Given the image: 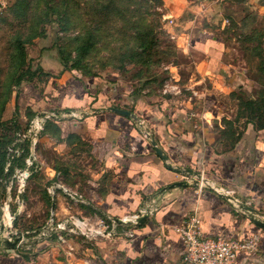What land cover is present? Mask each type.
Instances as JSON below:
<instances>
[{
	"label": "rangeland",
	"instance_id": "rangeland-1",
	"mask_svg": "<svg viewBox=\"0 0 264 264\" xmlns=\"http://www.w3.org/2000/svg\"><path fill=\"white\" fill-rule=\"evenodd\" d=\"M208 36L224 46L220 69L202 52ZM237 72L246 82L235 88L229 79ZM76 77L101 89L128 85L129 94L117 104L121 110L134 113L135 102L145 100L150 109L167 104L184 110L193 122L209 121L228 148L249 126L264 129V0H6L0 7V138L11 142L4 146L1 140V150L7 154L17 145L24 154L0 178L1 240L44 225L56 198L49 190L62 193L61 186L81 192L82 177L97 167L88 140L60 137L59 123L81 116L50 106L34 111L31 103L36 104L25 97L32 89L49 104L43 95L47 87H64ZM38 116L47 120L30 178L22 195L15 179L11 194L6 193L15 169L23 168L31 153L29 140L16 135ZM136 123L146 136L143 120ZM46 135L76 144L73 157L67 161L46 148ZM9 197L12 228L3 209Z\"/></svg>",
	"mask_w": 264,
	"mask_h": 264
},
{
	"label": "crops",
	"instance_id": "crops-1",
	"mask_svg": "<svg viewBox=\"0 0 264 264\" xmlns=\"http://www.w3.org/2000/svg\"><path fill=\"white\" fill-rule=\"evenodd\" d=\"M209 36L204 41L210 43L202 45V52L220 69L224 65V46ZM229 81L236 88L243 86L246 79L237 72ZM31 90L25 91V97L28 103L36 104L31 103L32 110L50 106L81 116L60 122V137L72 135L88 140L98 161L97 167L91 168L94 173L82 177L85 185L78 192L82 201L73 202L63 192L53 198L52 212L58 220L94 213L122 219L151 202L157 210L134 228V239L100 241L84 249L75 242L77 254L70 260L47 242L33 243L31 251L26 252L10 249L0 239V264H82L81 260L88 258H98L106 264H183L186 249L175 228L191 216L200 220L205 237L244 240L259 235V252L240 253L237 264H264V230L211 188L200 191L192 185L168 189L191 178L170 170L152 145L154 141L168 157V164L204 171L213 185L232 189L239 202L264 214V129L249 126L224 148L209 121L193 122L184 110L167 104L150 109L147 101L137 100L133 114L145 123L144 128L149 131L145 136L135 120L111 111L120 109L117 104L122 94H129L130 87L126 84L120 83L116 90L101 89L96 82L87 84L76 77L61 88L48 86L43 95L49 96V104L39 92ZM127 96L122 98L123 104ZM42 142L67 161L77 146L64 140L57 142L49 135Z\"/></svg>",
	"mask_w": 264,
	"mask_h": 264
},
{
	"label": "built area",
	"instance_id": "built-area-1",
	"mask_svg": "<svg viewBox=\"0 0 264 264\" xmlns=\"http://www.w3.org/2000/svg\"><path fill=\"white\" fill-rule=\"evenodd\" d=\"M6 0H0V7H4ZM67 116H76L75 113H67ZM46 118L36 117L26 131H20L16 136L19 141L29 140L31 153L24 159L23 168L15 169V173L8 183L9 194L13 190V180L15 179L19 185L18 195H22V191L27 185L30 178L29 170L34 166L33 152L39 143V134L44 129ZM24 150L17 145L8 147L7 162L5 172L8 173L16 161L22 157ZM201 175V180L196 185L200 191L205 188H211L221 197L235 198V191L221 186L213 185L205 176L204 171L198 172ZM188 177V175H187ZM190 177V176H189ZM191 178V177H190ZM8 180V179H7ZM7 180L5 182H7ZM193 181V178L189 181ZM192 186V185H191ZM67 198L78 203L83 198L78 192H71L61 186ZM49 193L56 195V188L53 187ZM237 206L233 200H227ZM12 199L4 203L3 209L10 214V204ZM18 213H21L24 208V203L17 200ZM157 207L154 202H151L138 213L122 218L125 222H132V225H118L114 219L104 217L94 213L86 215H69L64 219L58 220L53 211L46 221L45 225L40 229L27 231L26 233L11 232L7 239L13 240L21 238L17 245V250L30 252L33 243L47 242L54 248L63 253L67 259H72L76 255L75 242H79L81 248H86L97 244L100 241L113 240H132L135 238L134 228L138 225L137 222L144 216L151 217L156 212ZM11 216V214H10ZM12 218L9 228L13 227ZM175 231L180 235L186 253L183 258V264H237L240 253L255 254L260 250L261 238L259 235H254L248 239L237 240L227 239L224 237L210 238L205 237L201 228L200 220L196 216L189 217L181 226L175 228ZM15 235V237H13ZM80 248V249H81ZM82 264H106L98 258L82 259Z\"/></svg>",
	"mask_w": 264,
	"mask_h": 264
},
{
	"label": "water",
	"instance_id": "water-1",
	"mask_svg": "<svg viewBox=\"0 0 264 264\" xmlns=\"http://www.w3.org/2000/svg\"><path fill=\"white\" fill-rule=\"evenodd\" d=\"M112 112L118 113L120 115L126 116L128 118H131L133 120H138V117L136 115H134L133 113L129 112V111H125V110H120V109H116V108H112L111 109ZM152 145L155 149V151L157 152V154L159 155V157H161V159L163 161H165L167 163V167L178 173V174H184V175H188L191 178H193V181L190 183L189 181H181V182H177L174 185L170 186L168 189H175V188H187L191 185H198L199 181L201 180V175L193 170H184V169H179V168H175L173 167L171 164H168V157H166L162 151L156 147V144L154 143V141H152ZM226 200H233L234 202H236L237 207L243 211L248 218L258 227H260L261 229L264 230V214L255 210L254 208L250 207L249 205L242 203V202H238L236 201L234 198L232 197H223ZM54 208V205L52 206V209ZM148 217L144 216L142 217L137 224H142ZM114 221L118 224V225H132V222H125L122 219L119 218H115ZM1 231L5 230V224L2 225ZM21 241V238H15L13 240H9V239H5L4 241V245H6L8 248L10 249H17V245L19 244V242Z\"/></svg>",
	"mask_w": 264,
	"mask_h": 264
},
{
	"label": "trees",
	"instance_id": "trees-1",
	"mask_svg": "<svg viewBox=\"0 0 264 264\" xmlns=\"http://www.w3.org/2000/svg\"><path fill=\"white\" fill-rule=\"evenodd\" d=\"M21 81L19 79L18 83H21ZM1 140H6L4 146L11 142L10 139L0 138V178L1 176L5 177V166L7 162V154L5 153V148L1 150V147L3 146V143L1 142Z\"/></svg>",
	"mask_w": 264,
	"mask_h": 264
},
{
	"label": "bare ground",
	"instance_id": "bare-ground-1",
	"mask_svg": "<svg viewBox=\"0 0 264 264\" xmlns=\"http://www.w3.org/2000/svg\"><path fill=\"white\" fill-rule=\"evenodd\" d=\"M8 214V213H7ZM11 217V216H10Z\"/></svg>",
	"mask_w": 264,
	"mask_h": 264
}]
</instances>
